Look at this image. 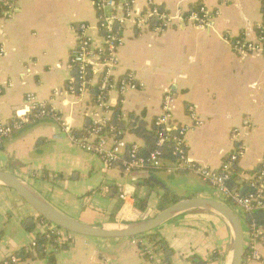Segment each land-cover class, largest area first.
<instances>
[{
	"label": "crops",
	"instance_id": "crops-1",
	"mask_svg": "<svg viewBox=\"0 0 264 264\" xmlns=\"http://www.w3.org/2000/svg\"><path fill=\"white\" fill-rule=\"evenodd\" d=\"M153 1L175 14L206 5L220 16L211 29L186 21L159 33L126 27L115 77L121 80L132 73L141 87L124 95L110 92L109 112L94 104L91 90L82 96L66 91L77 75L70 59L80 25L87 24L88 35L102 42L90 0H16L0 13V47L5 48L0 55L1 123L26 117L29 95L47 103L59 117V121L27 124L5 138L0 171L16 174L60 212L93 227L126 228L151 219L162 211L160 200L167 193L180 201L223 200L194 173L145 169L128 175L120 167L107 169L99 157L72 144L62 125L82 133L91 122L111 120L120 106L124 120L133 113L151 129L162 112L164 95L171 90L174 121L190 128L185 141L192 163L219 170L224 159L241 147L244 155L237 165L241 185L253 180L264 161V56L237 52L232 45L238 38L256 39L263 1ZM148 2L139 0V9H146ZM124 139L129 146L142 149L145 145L129 129L124 130ZM123 195L128 196L127 203ZM139 201L146 203L145 211L137 208ZM232 204L242 221L244 210ZM27 218L36 221L33 233L22 225ZM38 218L18 193L0 184V264L47 231L48 225ZM244 230L243 264H264V227L258 236L245 226ZM154 233L167 245L170 264H197L196 260L230 264L233 256L234 234L210 210L179 215ZM70 243L56 252V264H148L132 239L73 235ZM17 264L49 263L35 257Z\"/></svg>",
	"mask_w": 264,
	"mask_h": 264
},
{
	"label": "built area",
	"instance_id": "built-area-1",
	"mask_svg": "<svg viewBox=\"0 0 264 264\" xmlns=\"http://www.w3.org/2000/svg\"><path fill=\"white\" fill-rule=\"evenodd\" d=\"M97 13L98 32L102 42H96L88 35L89 27L82 23L77 30V46L71 56L70 65L75 68L77 75L70 79L66 91L75 96H82L93 88L99 90L96 96V106L104 112H109L108 96L113 90L121 95L128 91L138 90L141 85L135 80L132 73L126 74L121 80L115 77V69L118 67L119 51L125 45L124 30L126 27L134 28L141 32L153 31L156 33L166 31L176 23L189 22L200 29H211L220 16L206 5H198L187 13H171L159 8L153 0H149L146 9H139V0H90ZM263 20L257 27V37L254 41L247 38H238L232 45L237 52L259 53L264 56V0ZM5 0H0V4ZM1 18V17H0ZM5 54V48L0 47V55ZM95 79L96 83H95ZM29 113L22 119H13L9 124L0 121V145L3 138L10 137L15 131H19L23 124L28 122V117L38 113L39 117L49 116L59 121V117L51 108L47 110V103L29 95L27 97ZM175 96L169 90L163 97L162 112L155 119L154 127L157 130V150L147 157L139 155L140 148L137 145L129 146L124 139V132L111 120L105 119L101 123L93 122L80 135L69 125H62V132L69 141L86 153L96 155L107 169L120 167L125 174H132L145 169L166 170L170 172H186L198 175L203 182L211 185L221 195L224 203L231 201L244 211L264 210V161L261 168L250 182L253 191L246 196L238 191H232L228 181L233 175V168L244 155L243 148H237L227 161H224L219 170H212L192 163L188 159L186 147V135L190 130L187 126L177 125L174 121L173 105ZM174 132H176L174 134ZM173 141L177 161L168 164L163 159L162 148L166 143ZM122 200L127 203L128 196L123 195ZM48 225L45 232L47 237H57L60 243L71 242L74 234L44 222ZM258 236V233H253ZM148 264H162L160 254L153 245L142 237L132 239ZM20 259L12 256L4 264H17ZM107 264V263H105Z\"/></svg>",
	"mask_w": 264,
	"mask_h": 264
},
{
	"label": "trees",
	"instance_id": "trees-1",
	"mask_svg": "<svg viewBox=\"0 0 264 264\" xmlns=\"http://www.w3.org/2000/svg\"><path fill=\"white\" fill-rule=\"evenodd\" d=\"M14 1L16 0H5V3L0 4V13L8 9L9 3H12ZM91 91L93 96V102L94 104H96V96L98 95L99 90L98 88L95 87L92 88ZM1 93L2 92L0 91V96ZM47 108H48L47 110L50 111L51 107L47 106ZM124 118L125 117L123 116L121 107L118 106L117 109H114L113 118L111 119L110 124L115 125L119 130L123 132L124 130L129 129L131 133L135 134L137 137L141 138L145 142L144 147L140 149L139 152V155L141 157H147L152 152L156 151L158 134L155 127L153 126V128L148 129L147 124L143 121L142 117L137 116L133 113H130L128 115L127 121L124 120ZM49 119H51V117L49 116L39 117L38 113L33 112L28 117V122L24 123L20 130H22L27 124L37 122L40 120H49ZM91 125L92 122L89 125H87V127H91ZM16 132L18 131H15L13 134H15ZM75 133L76 135L81 134L79 132H75ZM175 133L176 132H174V134ZM4 139L5 138H3V140ZM174 149H175V145L173 141L166 143V145L162 148L163 159L168 164H172L177 161V156L175 155ZM229 158L230 156H227L224 159V161H227ZM237 165L238 164H235L233 168V175L231 179L228 181V186L232 191H238L241 195L246 196L249 193H251L253 189L251 188L250 182L239 185V183L237 182V172H238ZM47 177L48 175L45 174V178ZM180 200L181 199L177 195L167 193L160 200V210H164L165 208L171 206L172 204L178 203ZM226 204L229 207L235 209L231 201H226ZM137 208L140 211H145L146 203L144 201H139V203H137ZM241 218L245 228H247V230L250 231L252 234L258 233V230L264 227V210L244 211V213L241 215ZM38 219L42 222H47L43 218H38ZM22 225L24 229L30 233H33L36 229V221L33 218L25 219ZM142 238L148 239L150 241V243L153 245L155 250L160 254L162 259V264H170L168 260L169 249L167 248L165 242L157 235V233H152L150 235L143 236ZM70 246H71L70 242L60 243L57 241L56 236L51 235L50 238H48L47 234L43 233L38 235L34 240V242L29 247H25L17 251L13 256L19 258L21 261L38 257V258L47 259L49 264H56V259H55L56 252L67 249ZM195 262L197 264H205L204 262L199 260H196Z\"/></svg>",
	"mask_w": 264,
	"mask_h": 264
},
{
	"label": "water",
	"instance_id": "water-1",
	"mask_svg": "<svg viewBox=\"0 0 264 264\" xmlns=\"http://www.w3.org/2000/svg\"><path fill=\"white\" fill-rule=\"evenodd\" d=\"M0 184L18 193L36 211L39 218L45 219L49 224L74 235L92 239L143 237L156 232L161 226L179 215L202 209L210 210L221 216L229 224L234 234L235 242L230 264H243L246 254V237L243 223L231 207L218 200L197 198L179 201L165 208L151 219L126 228L107 229L84 224L60 212L16 174L0 171Z\"/></svg>",
	"mask_w": 264,
	"mask_h": 264
}]
</instances>
